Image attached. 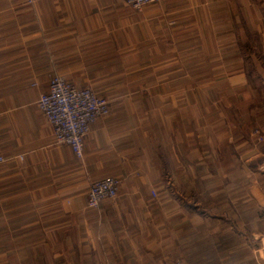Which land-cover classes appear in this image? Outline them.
<instances>
[{"label":"crops","instance_id":"obj_1","mask_svg":"<svg viewBox=\"0 0 264 264\" xmlns=\"http://www.w3.org/2000/svg\"><path fill=\"white\" fill-rule=\"evenodd\" d=\"M10 7L0 3V264H60L58 251L100 252L99 264H264V0H161L139 12L121 0H37L30 51ZM54 75L110 96L78 159L51 144L34 107ZM124 75H135L128 90ZM103 175L117 194L88 210L87 187ZM26 184L29 203L51 204L33 214L49 227L38 233H27ZM64 223H80L79 243L59 242ZM36 233L44 240L27 241Z\"/></svg>","mask_w":264,"mask_h":264},{"label":"built area","instance_id":"obj_2","mask_svg":"<svg viewBox=\"0 0 264 264\" xmlns=\"http://www.w3.org/2000/svg\"><path fill=\"white\" fill-rule=\"evenodd\" d=\"M27 6H33L37 0H22ZM123 4L134 12H139L149 5H157L161 0H121ZM204 5L209 0H203ZM68 20L65 21V24ZM33 86L36 84L33 83ZM205 87V86H203ZM34 107L49 127L52 144L64 145L75 158L82 156L85 142L88 141L91 126L104 119L109 114L107 100L96 95L88 86L73 85L62 76L54 75L45 84L44 90L39 93L34 101ZM140 131L149 126L148 123L139 124L135 121ZM263 141L262 136L256 137V142ZM244 146H238L234 152L242 151ZM16 169L23 164L22 155L14 157ZM3 159L0 157V163ZM119 181L111 175H103L89 183L85 193V207L88 210H96L102 200H112L118 190ZM138 194L155 197L152 189H146L139 185L136 188ZM257 250L256 256L259 257Z\"/></svg>","mask_w":264,"mask_h":264},{"label":"rangeland","instance_id":"obj_3","mask_svg":"<svg viewBox=\"0 0 264 264\" xmlns=\"http://www.w3.org/2000/svg\"><path fill=\"white\" fill-rule=\"evenodd\" d=\"M0 3L9 4V6H11L10 7L11 11H9L10 13L17 12L18 11L17 9L20 10V16H22L21 19L24 20V22H25L24 23V25H25L24 29L26 31V33H25L26 34V40L28 41L25 44V50L26 51L33 50L35 45H34V43H32L30 41L34 37L32 35L33 28L36 27L37 24H39L38 23V18L35 16V14L33 12V7H29V6L24 5V2L22 0H0ZM14 5H15V7H14ZM4 13H7V12H4ZM20 25H22V24H20ZM6 26L9 27V26H11V24L10 23H6ZM133 48H134L133 44H126L125 45V50L123 51L122 55L126 56V58H127V56L133 52L132 51ZM124 76H120V77L124 78L123 80H126L125 84L127 86L125 88H127V90H128V88H129L128 84L130 83V79L134 78L135 75H124ZM117 92L118 91H116V93ZM119 92L120 93H124V94L128 93V91H121V90ZM94 93L97 95L96 92H94ZM120 93H119V95H121ZM106 95L107 94H105V96L98 94V96L104 97L107 100V102H109L108 99L110 98V96L106 97ZM50 140H51V144H52V139H50ZM255 141H256V139H255ZM234 153H239V152H234ZM80 185H81V182L75 184V189H73V194L74 195L79 194L81 192V186ZM26 189H27V193H26V199H27L26 204L27 205H26V221L25 222H26V226H27V233L28 232H34V233L37 232L38 233V231L41 228H43V230H44V228H49V227L41 226L39 224V221L33 219V214L37 215V212H44L45 210H48L49 206H51V204L50 203H46L45 204L44 202H42L41 205L37 204V203L34 205L33 203H29L30 199L33 197V194L28 192V190L31 189L29 184H26ZM169 193L171 195L170 191L167 192V190L166 191L164 190V192H162V190H159L157 192V195H158L159 198H162L163 196H165V195H167ZM32 201H33V198H32ZM52 206H53V204H52ZM202 207H203V209H205L208 212V208H206L207 207L206 204H202ZM35 221H36V223H35ZM62 222H64V221H62ZM59 223H61V222H59ZM66 224L67 223H64V224L60 225V226H62V227H60V229H61L60 233H62V234L59 236V242H63V243H74V242H76V243H79L81 241V236H78V229H80V223H78L76 225V227H78V229L77 228H75V229L69 228V225H66ZM37 233H36V235L34 237L27 238V241H33L34 239H35V241H38L40 239L44 240L43 236H41V235L39 236V234L37 235ZM38 237L40 239H38ZM46 238L49 239V237H46ZM56 253L59 254V258H61V260H62L60 264H67V260H71V259L79 261L78 264H86V261L89 262L88 264H99V261H97V260L99 258L103 259V258L106 257L104 255L98 256V254H101L100 252H98V254L95 255V252H92V251L91 252H87V251L86 252L85 251L84 252H80V251L79 252H76V251H67V252L63 251V252H61V251H58ZM109 257H110V255H109ZM82 259H84V261H85L84 263H82V261H83Z\"/></svg>","mask_w":264,"mask_h":264}]
</instances>
